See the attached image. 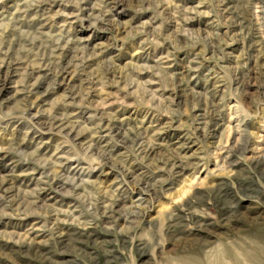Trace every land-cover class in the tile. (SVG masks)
I'll list each match as a JSON object with an SVG mask.
<instances>
[{"label":"rangeland","instance_id":"rangeland-1","mask_svg":"<svg viewBox=\"0 0 264 264\" xmlns=\"http://www.w3.org/2000/svg\"><path fill=\"white\" fill-rule=\"evenodd\" d=\"M184 261L264 263V0H0V264Z\"/></svg>","mask_w":264,"mask_h":264},{"label":"bare ground","instance_id":"bare-ground-1","mask_svg":"<svg viewBox=\"0 0 264 264\" xmlns=\"http://www.w3.org/2000/svg\"><path fill=\"white\" fill-rule=\"evenodd\" d=\"M43 7V6H42ZM41 9H43V8H41ZM40 11V10H39ZM41 12V14H42V11H40ZM46 13V12H45ZM41 14H40V16H41ZM44 14V13H43ZM45 19V18H44ZM212 21V20H211ZM214 21V20H213ZM213 23V22H212ZM215 23V22H214ZM42 24V23H41ZM216 26V25H215ZM39 27V26H38ZM43 30H45V29H43ZM49 30V29H48ZM59 31H61V30H59ZM38 32V31H37ZM52 34V33H51ZM59 34V33H58ZM39 35V34H38ZM43 36V35H42ZM59 36H60V34H59ZM61 37V36H60ZM74 40V39H73ZM7 69V68H6ZM187 72V71H186ZM185 72V73H186ZM182 78V77H181ZM182 82V81H181ZM188 82V81H187ZM187 85V84H186ZM229 123V122H228ZM231 125V124H230ZM231 127V126H230ZM231 130V129H230ZM229 130V131H230ZM247 182V181H246ZM241 186V185H240ZM239 186V187H240ZM226 191V190H225ZM231 193H233V192H231ZM227 194V193H226ZM231 195V194H230ZM189 215V214H188ZM176 216V215H175ZM177 217H178V215H177ZM190 217V216H189ZM198 217V216H197ZM196 217V218H197ZM188 218V217H187ZM175 220V219H174ZM189 220H191V218L189 219ZM196 220V219H195ZM203 223V222H202ZM89 236V235H88ZM90 237V236H89ZM124 241V240H123ZM140 242V241H139ZM143 244H145V243H143ZM239 245V244H238ZM137 246V245H136ZM242 246V245H241ZM240 246V247H241ZM141 247V246H140ZM246 247V246H245ZM139 248V247H138ZM143 248V247H142ZM249 248V247H248ZM254 248V247H253ZM224 250V249H223ZM242 250V249H241ZM246 250V249H245ZM244 250V251H245ZM255 250V249H254ZM106 251V250H105ZM251 251V250H250ZM104 252V251H103ZM102 252V253H103ZM222 252V251H221ZM224 252V251H223ZM231 252V251H230ZM235 252V251H234ZM251 252H253V250L251 251ZM255 252V251H254ZM225 253V252H224ZM256 253V252H255ZM141 254V253H140ZM218 254V253H217ZM235 254V257L237 256V254L236 253H234ZM240 254V253H239ZM243 254H244V252H243ZM245 254H246V251H245ZM249 254H251V253H249ZM222 255H223V253H222ZM225 256H227V254H224ZM254 255V254H253ZM247 256V255H246ZM254 256H257L256 254L254 255ZM219 257V256H218ZM239 257V256H238ZM243 257V256H242ZM231 258H232V256H231ZM231 258H229V260L231 259ZM237 258V257H236ZM240 258V257H239ZM245 258V257H244ZM254 258V257H253ZM259 258V257H258ZM257 258V259H258ZM104 259V258H103ZM215 259H216V256H215ZM108 260V259H107ZM190 260V259H189ZM225 260V259H224ZM236 260V259H235ZM240 260V259H239ZM259 260L260 259H258L256 262H259ZM104 261V260H103ZM211 261H213V260H211ZM215 262H216V260H214ZM233 261V260H232ZM241 261V260H240ZM240 261H238V262H240ZM181 262V261H180ZM185 262V261H184ZM187 262H189V261H187ZM187 262H185V264H190V262L189 263H187ZM202 262V261H201ZM209 263H210V261H208ZM101 263V262H100ZM108 263V262H107ZM138 263V262H137ZM195 263V262H194ZM217 263V262H216ZM234 263V262H233ZM252 263V262H251ZM262 264H264V263H262Z\"/></svg>","mask_w":264,"mask_h":264}]
</instances>
